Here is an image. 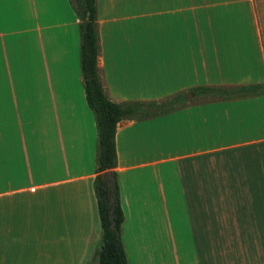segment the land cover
<instances>
[{
    "label": "crops",
    "instance_id": "obj_1",
    "mask_svg": "<svg viewBox=\"0 0 264 264\" xmlns=\"http://www.w3.org/2000/svg\"><path fill=\"white\" fill-rule=\"evenodd\" d=\"M96 9L97 73L112 102L264 84V0ZM77 24L68 0H0V264H85L99 239ZM189 99L116 126L126 264H264L250 217L264 209V94Z\"/></svg>",
    "mask_w": 264,
    "mask_h": 264
},
{
    "label": "trees",
    "instance_id": "obj_2",
    "mask_svg": "<svg viewBox=\"0 0 264 264\" xmlns=\"http://www.w3.org/2000/svg\"><path fill=\"white\" fill-rule=\"evenodd\" d=\"M78 21V65L87 108L96 130L95 177L92 188L99 219V239L87 264H126L119 232L123 220L115 178V130L123 120H146L162 116L186 104L184 94H174L159 101L115 103L105 95L97 73L99 52L96 31V0H68ZM204 100H231L264 94V84L235 86H198L189 90ZM108 177L111 178V182Z\"/></svg>",
    "mask_w": 264,
    "mask_h": 264
},
{
    "label": "rangeland",
    "instance_id": "obj_3",
    "mask_svg": "<svg viewBox=\"0 0 264 264\" xmlns=\"http://www.w3.org/2000/svg\"><path fill=\"white\" fill-rule=\"evenodd\" d=\"M193 98L187 100V102H191L193 100ZM209 100L210 99H208V101ZM251 210H252V213H251L250 217L254 218L252 220L255 221V223H256V236H257V238L258 237L264 238V209H251ZM244 217H247V214H245ZM250 220H251V218H250ZM91 258H92V253H91L89 259H91ZM179 263L182 264V261H180ZM85 264H87V263H85Z\"/></svg>",
    "mask_w": 264,
    "mask_h": 264
},
{
    "label": "water",
    "instance_id": "obj_4",
    "mask_svg": "<svg viewBox=\"0 0 264 264\" xmlns=\"http://www.w3.org/2000/svg\"><path fill=\"white\" fill-rule=\"evenodd\" d=\"M191 97H193V95L192 94H188V95H186V99H189V98H191ZM108 179H109V181H111V178L110 177H108Z\"/></svg>",
    "mask_w": 264,
    "mask_h": 264
}]
</instances>
